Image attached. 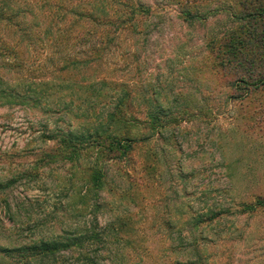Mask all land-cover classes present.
<instances>
[{
    "label": "rangeland",
    "instance_id": "obj_1",
    "mask_svg": "<svg viewBox=\"0 0 264 264\" xmlns=\"http://www.w3.org/2000/svg\"><path fill=\"white\" fill-rule=\"evenodd\" d=\"M238 11L236 0H0V249L90 226L106 241L59 264H264V92L232 86L219 53ZM115 105L109 130L132 138L128 156L73 154L67 134ZM0 264L26 258L0 252Z\"/></svg>",
    "mask_w": 264,
    "mask_h": 264
},
{
    "label": "trees",
    "instance_id": "obj_2",
    "mask_svg": "<svg viewBox=\"0 0 264 264\" xmlns=\"http://www.w3.org/2000/svg\"><path fill=\"white\" fill-rule=\"evenodd\" d=\"M239 6L238 13L234 16L237 23L235 28H232L222 39V45L219 48L220 55L223 56L222 64L226 70L232 67L233 76L238 79V83H233L232 86L240 84L247 94L250 92H264V0H236ZM91 25L114 28L115 25L123 27L125 20L111 21L107 18H102L94 15L85 17ZM89 37V36H88ZM96 37L91 36L87 40H83L84 45L92 46V42L96 44ZM82 39V38H81ZM103 41H98L100 45ZM240 81V83H239ZM236 88V87H235ZM119 106L115 105L113 110H117ZM119 109L115 112H108L105 118L99 120L94 126L81 127L79 135L67 134V143L71 147V152L77 154L80 147L90 148L97 146L104 149L107 155L111 157L117 153L120 157L128 156L132 148V138L116 137L111 134L110 127L115 120L119 118ZM79 144V145H77ZM100 149V150H101ZM99 152V155L103 151ZM101 170L96 166L92 168L91 183L92 191L99 189L102 186ZM242 205V204H241ZM264 205V200L258 198L256 206ZM243 211H252L251 205H242ZM218 216L217 212L209 209L207 218L209 221L215 220ZM109 232V231H108ZM106 229L96 231L94 227L76 228L68 230L62 236L49 238H39L37 240L28 241V243H20L17 248L7 249L2 248L0 252L4 254L16 253L21 259L26 258V264H59L61 260V252L69 248L85 247L86 245L99 242H105L109 233ZM85 264H98L97 259H91L85 256ZM28 261V262H27Z\"/></svg>",
    "mask_w": 264,
    "mask_h": 264
}]
</instances>
